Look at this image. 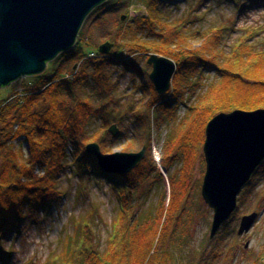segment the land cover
I'll return each mask as SVG.
<instances>
[{"label": "trees", "instance_id": "obj_1", "mask_svg": "<svg viewBox=\"0 0 264 264\" xmlns=\"http://www.w3.org/2000/svg\"><path fill=\"white\" fill-rule=\"evenodd\" d=\"M167 1L176 0H146V13L115 27L110 35V42L115 46L111 56L102 55L96 49L87 51L77 41L70 52L62 54L64 62L53 77L39 76L25 84L24 94L21 92L14 96L13 101L0 106V246L12 233H17L30 214L53 206L62 199L59 181L71 157V163L77 165L82 174L93 175L116 188L122 215L118 225L115 224L118 229L114 230L112 242L105 252L101 253L93 245L91 219L86 220V224L83 220L80 221L83 225L82 237L69 240L65 254L52 262L167 263L169 252L164 253V250L160 253V245L170 234L172 214L180 211L177 209L182 197L179 192L189 170L187 164L191 160V148L195 144L197 150L202 149L206 126L215 116L238 110H264V49L260 50L250 43L256 33H249L231 51H227L222 43L224 29L190 30L186 21L171 20L162 9V4ZM196 42L202 43L201 46L197 47ZM93 52L96 58H89L75 70L73 61L79 64ZM153 54L168 57L178 64L172 86V94L178 100L184 101L190 89L197 91L202 86L206 71L214 72L216 80L196 104L189 106L186 115L167 139L169 167L177 160L183 162L182 180L177 182L176 178H172L171 181L172 200L169 206L166 208L164 205L161 213L140 223L138 219L137 222L132 220V205L145 196L142 193L146 192L151 178L154 179L152 175L156 165L153 166L152 158L149 157L145 164H140L129 174L107 173L88 154L87 146L92 143L100 145L111 127L108 126L107 111L118 101L112 97L118 91L111 70L121 67L140 77L142 71L134 58H146ZM62 73L66 75L60 76ZM90 87L100 94L98 100L101 104L97 105L93 95L87 94ZM150 89V109L145 114L164 100L152 84ZM174 110L173 114L177 115V109ZM96 119H101L104 125L90 134ZM145 119L143 126L146 134L142 138L149 148L147 133L152 122L147 123ZM198 124L204 131L197 133ZM22 143L24 148L19 146ZM102 152L109 154L110 150L102 148ZM159 175L162 178V173ZM160 215V220H157ZM80 242L81 247L78 246Z\"/></svg>", "mask_w": 264, "mask_h": 264}, {"label": "rangeland", "instance_id": "obj_2", "mask_svg": "<svg viewBox=\"0 0 264 264\" xmlns=\"http://www.w3.org/2000/svg\"><path fill=\"white\" fill-rule=\"evenodd\" d=\"M162 6L171 20L186 21L190 30L224 29L222 43L227 51H231L251 32L256 35L250 43H254L260 50L264 49V0H176L167 1ZM146 12V0H108L89 15L79 33L78 42L80 41L82 48L87 51L96 49L99 52L101 45L111 41L110 35L115 27L118 28L122 23L130 22L134 17ZM81 38L89 45L82 42ZM195 44L200 47L202 43ZM114 51L115 46L112 54ZM89 58L95 59V52L79 64L73 61L75 70ZM148 58H134L138 69L142 71L140 77L121 67L111 70L118 91L117 95L112 97L118 101L107 111L108 126H117L119 134L114 136L109 129L107 136L100 143L101 151L102 148L110 150L109 154L104 155L117 152L139 153L146 148L145 157L140 164H145L151 157L153 166L156 165L152 175L154 179L151 178L146 192L142 193V196H145L141 197V200H135L132 205V220L137 222L138 219L140 223L161 213L164 205L166 208L169 206L172 200L171 181L172 178H176L177 182L182 180L183 162L177 160L169 167V157L166 155L167 139L177 123L186 115L189 106L196 104L216 80L214 72L206 71L202 86L197 91L190 89L185 94L184 101L178 100L172 94V87L163 96L161 103L165 105L160 103L151 108L150 113L145 114L150 109L151 84L153 86L150 80L153 68L148 64ZM63 62L64 56L61 54L56 60L48 63L45 73L39 76L53 77ZM65 75L60 74L62 77ZM39 76L21 78L8 87L0 88V106L13 101L17 94H24L25 84L38 79ZM86 92L93 95L97 105L101 104V100H98L99 93L91 87L87 88ZM174 108L177 109V115L173 114ZM143 119L147 123L152 122L147 133L150 139L149 148L147 141L142 138L146 134ZM103 125L101 119H96L89 133L100 130ZM199 126L198 124L196 127ZM200 131H204L203 127L197 128V133ZM19 146L24 148L25 145L22 143ZM190 154L191 160L187 164L189 170L185 174V181L183 180V189L179 192L182 197L177 209L180 211L172 214L170 234L160 245V253L164 250V253L169 252L166 264H264V163L241 192L234 215L223 225L217 236L211 239L214 211L202 197L206 172L203 147L197 150L194 144ZM71 159L70 157L69 166L59 181L62 199L53 206L30 214L17 233H12L3 241L0 246V264H54V259L65 254L69 240L82 237L83 225L80 221L84 220L83 224H86L85 221L89 219L90 236L95 249L103 253L110 246L112 234L118 229L115 224L118 225L117 221L122 215L116 188L101 182L93 175L82 174L77 165L71 163ZM148 168L149 164L146 169ZM161 173L162 178H159ZM253 213L259 214L257 222L248 234L240 236L238 232L243 217ZM160 218L161 215L157 220ZM78 246L81 247V242Z\"/></svg>", "mask_w": 264, "mask_h": 264}, {"label": "water", "instance_id": "obj_3", "mask_svg": "<svg viewBox=\"0 0 264 264\" xmlns=\"http://www.w3.org/2000/svg\"><path fill=\"white\" fill-rule=\"evenodd\" d=\"M108 0H0V88L21 78L39 76L48 63L75 47L89 15ZM124 20V18L122 19ZM114 44L107 42L99 53L110 55ZM150 80L164 96L173 84L178 65L171 59L150 55ZM117 136V126L110 128ZM87 152L99 167L113 174H129L142 162L139 153L104 155L92 143ZM203 153L206 172L202 185L204 202L214 211L210 238L214 239L238 207V198L264 163V110L233 111L215 116L206 126ZM258 213L242 219L240 236L248 234Z\"/></svg>", "mask_w": 264, "mask_h": 264}, {"label": "bare ground", "instance_id": "obj_4", "mask_svg": "<svg viewBox=\"0 0 264 264\" xmlns=\"http://www.w3.org/2000/svg\"><path fill=\"white\" fill-rule=\"evenodd\" d=\"M168 58V57H167ZM170 59V58H169ZM172 60V59H171ZM174 61V60H173ZM175 63H176V61H174ZM177 64V63H176ZM178 65V64H177ZM177 69H178V67H177Z\"/></svg>", "mask_w": 264, "mask_h": 264}]
</instances>
